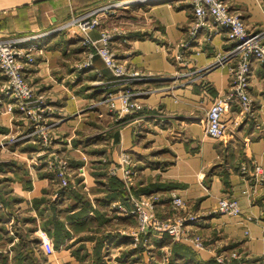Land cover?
<instances>
[{
  "label": "crops",
  "instance_id": "1",
  "mask_svg": "<svg viewBox=\"0 0 264 264\" xmlns=\"http://www.w3.org/2000/svg\"><path fill=\"white\" fill-rule=\"evenodd\" d=\"M121 1L125 0H0V37L49 31L28 78L54 108L51 120L59 121L56 132L62 138L56 146L70 157L76 182L69 189L58 186L55 174L41 164L46 157L37 156L38 137L25 136L32 130L29 121L18 108L15 115L0 101V264H24L26 251L17 246L22 237L33 240L39 231L52 239L53 264H80L76 255H108L110 264H132L120 261L119 255H139L141 264L153 260L150 252L171 255L173 239L149 228L134 248L130 239L138 230V218L110 207L126 201L134 208L131 198L142 201L156 195L158 200L146 209L165 218L173 211V193L199 215L193 232L213 248L203 250L180 240L200 260H214L215 254L234 249L245 264H255L264 255V182L251 191L254 165L264 168V66L256 62L251 72L255 119L231 125L223 138L214 139L205 131L206 111L229 87L232 63L209 67L219 51L231 46L227 36L201 32L188 46L180 44L190 38L192 0L119 5L101 15L104 27L124 33L115 36V50L129 66L157 77L133 83L144 108L113 114L105 101L118 90L112 71L100 55L94 56L92 67L76 70L87 47L79 26L67 23ZM230 4L251 29H264V0ZM90 35L102 45L100 30ZM3 80L0 71V85ZM238 111L237 106L227 109L225 117L235 118ZM126 151L140 170L130 186L121 170L110 180L106 172ZM223 197L237 199L241 213L214 214ZM48 217L54 223L47 226L64 235L58 246L43 226ZM159 260L166 264V257Z\"/></svg>",
  "mask_w": 264,
  "mask_h": 264
},
{
  "label": "built area",
  "instance_id": "2",
  "mask_svg": "<svg viewBox=\"0 0 264 264\" xmlns=\"http://www.w3.org/2000/svg\"><path fill=\"white\" fill-rule=\"evenodd\" d=\"M123 2V1H121ZM121 2H113L106 6L94 9L90 16H78L70 20L68 25H78L84 36L82 44L87 47L83 60L76 64L77 71L93 66V58L100 55L107 67L112 71L117 82L118 90L110 92L105 101L113 114L124 115L132 110L144 108L143 102L137 97L133 83L137 79L156 78L154 73L142 72L131 67L120 58L115 50V36L124 33L117 29L104 27L102 13H111ZM131 3V2H130ZM194 18L190 24V38H184L180 44L188 46L199 33L205 32L208 37L226 35L231 46L215 55V61L209 67L212 69L219 65L232 63L230 67L231 82L227 90L218 95L206 111L205 131L214 139L223 138L231 125L238 126L245 119H255L254 100L250 93L251 72L256 62L264 66V29H251L240 12L232 10L230 0H192ZM93 30H100L102 45L91 37ZM49 31L29 36L0 37V71L4 80L0 85V101L6 102L7 109L19 112L31 124L32 130L26 137H38L40 147L37 156H45L41 164L55 174L54 180L62 189H69L74 185L75 177L72 171L70 157L63 153L56 142L60 140L56 130L59 121H52L54 108L48 103L44 95H39L35 86L28 78L30 69H34L38 56L42 53L43 38ZM100 75L101 73L97 71ZM237 106L239 111L235 118L228 120L225 117L227 109ZM17 111V112H18ZM62 140V139H61ZM60 140V141H61ZM255 181L251 184V191L255 192L259 183L264 182V168L256 164ZM121 170L128 186L134 184L140 170L135 158L126 151L121 161L111 163L107 175L113 177ZM158 196L147 197L146 200L131 198L135 204L130 208L126 203L113 202L110 210H120L125 216L135 215L138 218V230L131 236L130 243L136 246L140 241L141 232L147 228L160 234H167L173 240L190 241L195 247L212 250L205 239L193 232V225L198 221L199 215L189 211L186 201L177 193L172 194L173 211L165 218H158L154 211H147L146 204L158 200ZM241 206L233 197H223L214 211V214L238 215ZM264 236V226H263ZM49 252L53 250L51 238ZM46 244V241H44ZM215 258L222 264H245L241 253L237 250H223L215 254ZM255 264H264V255Z\"/></svg>",
  "mask_w": 264,
  "mask_h": 264
},
{
  "label": "trees",
  "instance_id": "3",
  "mask_svg": "<svg viewBox=\"0 0 264 264\" xmlns=\"http://www.w3.org/2000/svg\"><path fill=\"white\" fill-rule=\"evenodd\" d=\"M106 173V172H105ZM107 176L106 174H104ZM112 177L108 176V180H110ZM106 189L105 187H103ZM61 192H65L64 190H61ZM112 197V196H111ZM123 203H126L123 201ZM82 212V211H81ZM84 212V211H83ZM160 218V217H159ZM54 223V221L48 217L45 220H43V226H45L47 232L51 233L55 240H57V246L59 245L58 242L63 241V234H61V231H58V228H49L47 224ZM156 237V236H155ZM163 237L169 241L171 240L170 236L167 234H163ZM163 239L162 241H165ZM172 242V251L171 255H150L151 260L150 262L146 264H162L159 258L166 257V264H215L217 263L216 259H209V260H200L198 255H196L195 251L191 246H188L178 240H171ZM23 246L24 250L26 251L25 255H32V257H35V253L33 252L34 248L36 249V239L33 240L30 237L24 236L22 237L21 243L17 246L20 247ZM138 246V245H136ZM136 246L134 248H136ZM138 248V247H137ZM136 248V249H137ZM98 251V249H97ZM138 251V250H137ZM128 252L134 254L135 249H130ZM140 252V251H139ZM77 258L80 260V264H110L111 257L108 255H76ZM124 258V259H123ZM123 258L119 257V260H125L127 259L132 264H141V262H138L140 258L137 259V255H123Z\"/></svg>",
  "mask_w": 264,
  "mask_h": 264
},
{
  "label": "rangeland",
  "instance_id": "4",
  "mask_svg": "<svg viewBox=\"0 0 264 264\" xmlns=\"http://www.w3.org/2000/svg\"><path fill=\"white\" fill-rule=\"evenodd\" d=\"M128 1V0H127ZM136 2H138V1H136ZM136 8V5H133L132 7H131V9H135ZM126 13V12H125ZM127 13H129V12H127ZM126 13V14H127ZM134 13H136V11L134 12ZM62 139V138H61ZM103 162H106V159L104 158L103 160H102ZM103 163L101 162L100 163V167H103ZM107 169L108 168H106V172H107ZM126 202V201H125ZM123 204V203H122ZM158 217V216H157ZM159 218V217H158ZM38 234V235H37ZM36 235V249L38 250V252L41 254V255H35V257L33 258H31L30 257V255H24V264H53V262L55 261V257H54V255H50L51 254V252H49V246H48V242H49V240L47 239L48 237H47V235H45V234H43V232H41V231H39V233H36L35 234ZM41 235V236H40ZM202 238V237H201ZM203 239V238H202ZM44 241H46V244H45V242ZM138 245V244H137ZM136 247H139V245L138 246H136ZM157 256H159L160 257V255H161V252H160V250H158L157 252ZM152 254V252H150V255ZM119 257L120 258H123V255H119ZM138 258H140L139 257V255H137V259ZM124 259V258H123ZM121 261V260H120ZM141 260L139 259V261L138 262H140ZM4 261H0V263H3Z\"/></svg>",
  "mask_w": 264,
  "mask_h": 264
},
{
  "label": "bare ground",
  "instance_id": "5",
  "mask_svg": "<svg viewBox=\"0 0 264 264\" xmlns=\"http://www.w3.org/2000/svg\"><path fill=\"white\" fill-rule=\"evenodd\" d=\"M136 1H142V0H128V1L125 0V1L121 2L120 4L123 5V4H128L130 2L133 3V2H136Z\"/></svg>",
  "mask_w": 264,
  "mask_h": 264
}]
</instances>
